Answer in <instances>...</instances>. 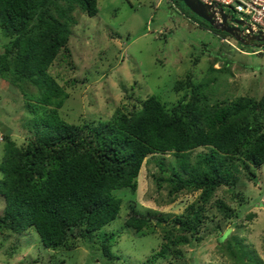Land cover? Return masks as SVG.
<instances>
[{
  "label": "trees",
  "instance_id": "1",
  "mask_svg": "<svg viewBox=\"0 0 264 264\" xmlns=\"http://www.w3.org/2000/svg\"><path fill=\"white\" fill-rule=\"evenodd\" d=\"M182 7V15L199 20ZM75 10L93 17L98 13L97 0H0V30L7 39L0 54V78L22 91L32 117L26 125L32 134L25 145L18 146L4 135L0 234L19 235L33 229L43 246L55 251L72 249L75 236L87 238L99 232L107 256L112 237L100 231L118 218L122 204L113 193L136 191L145 159L172 153L176 162L165 178L155 179L158 187L165 183L169 195L200 190L203 204L191 205L185 217H178V226L172 229L178 233L166 237L168 243L158 254L165 256L169 246L186 241L184 234L201 232L205 203L217 188L238 181L237 161L248 171L264 165V100L211 101L203 86L187 74L185 82L174 80L171 86L172 91H183L176 105L167 106L161 95L152 94L132 108L116 109L109 119L70 124L58 112L67 94L48 69L60 52L69 53L68 21ZM205 29L233 40L209 25ZM206 49L203 46L202 53ZM212 58L209 72L218 71L212 66L222 55ZM199 148L207 151L195 154ZM217 210L223 219L236 218L223 202H217ZM149 223V218L136 214L125 221L136 231Z\"/></svg>",
  "mask_w": 264,
  "mask_h": 264
},
{
  "label": "rangeland",
  "instance_id": "2",
  "mask_svg": "<svg viewBox=\"0 0 264 264\" xmlns=\"http://www.w3.org/2000/svg\"><path fill=\"white\" fill-rule=\"evenodd\" d=\"M173 1L178 7L171 0H97V15L75 10L69 16V53L60 52L48 69L67 94L58 110L62 119L78 126L109 119L116 109L132 108L152 94L161 95L167 106L176 105L183 91H172L171 86L174 80L185 82L187 74L211 101L264 100V49L242 48L219 37L205 29L208 24L202 19L182 15V4ZM6 42L0 30V54ZM203 46L207 49L202 53ZM215 54L222 60L212 66L218 71L209 72ZM262 118L264 125V113ZM31 119L22 91L0 78V162L4 135L25 145L32 134L26 126ZM206 151L199 148L195 154ZM175 162L172 153L151 154L142 164L136 191L113 193L122 200L118 218L100 231L112 237L109 255L101 250L99 232L75 236L72 249L54 251L29 229L19 235L0 234V264H264V165L248 171L238 161V181L232 187L220 186L205 203L201 232L184 234L183 244L158 255L168 243L166 237L178 233L172 232L178 217H185L191 205L203 204L200 190L169 195L165 183L158 187L155 179L165 178ZM217 202L230 206L236 218L223 219ZM2 204L0 198V214ZM131 214L149 218L150 225L141 231L127 227Z\"/></svg>",
  "mask_w": 264,
  "mask_h": 264
},
{
  "label": "water",
  "instance_id": "3",
  "mask_svg": "<svg viewBox=\"0 0 264 264\" xmlns=\"http://www.w3.org/2000/svg\"><path fill=\"white\" fill-rule=\"evenodd\" d=\"M177 1L181 2L192 14L205 21L213 29L228 34L242 46L264 49V32L259 31L255 35L242 36L240 27L244 23L234 17V14L229 15L220 10L219 15L221 21L219 22L211 6L205 5L198 0Z\"/></svg>",
  "mask_w": 264,
  "mask_h": 264
},
{
  "label": "built area",
  "instance_id": "4",
  "mask_svg": "<svg viewBox=\"0 0 264 264\" xmlns=\"http://www.w3.org/2000/svg\"><path fill=\"white\" fill-rule=\"evenodd\" d=\"M214 9L216 18L220 22L219 11L233 13L244 23L240 27L242 36L255 35L264 32V0H198ZM236 25V24H235ZM264 51V50H263Z\"/></svg>",
  "mask_w": 264,
  "mask_h": 264
},
{
  "label": "clouds",
  "instance_id": "5",
  "mask_svg": "<svg viewBox=\"0 0 264 264\" xmlns=\"http://www.w3.org/2000/svg\"><path fill=\"white\" fill-rule=\"evenodd\" d=\"M234 40V39H233ZM235 41V40H234ZM236 42V41H235Z\"/></svg>",
  "mask_w": 264,
  "mask_h": 264
}]
</instances>
